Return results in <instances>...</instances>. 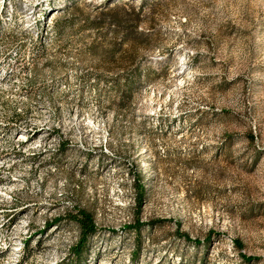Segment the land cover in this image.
Here are the masks:
<instances>
[{
  "label": "rangeland",
  "instance_id": "374dc122",
  "mask_svg": "<svg viewBox=\"0 0 264 264\" xmlns=\"http://www.w3.org/2000/svg\"><path fill=\"white\" fill-rule=\"evenodd\" d=\"M78 212L82 264H264V0H0V264Z\"/></svg>",
  "mask_w": 264,
  "mask_h": 264
},
{
  "label": "trees",
  "instance_id": "16d2710c",
  "mask_svg": "<svg viewBox=\"0 0 264 264\" xmlns=\"http://www.w3.org/2000/svg\"><path fill=\"white\" fill-rule=\"evenodd\" d=\"M58 21L59 19L56 18L55 23L57 24ZM136 190H137V206L139 208L144 199V189L140 185H138ZM71 219L72 222L75 223L76 226L78 227V241L71 248V253L68 262H70V264H82L83 258L87 253L89 241L95 236L96 229L94 227L91 217L86 213L78 212L77 215L71 217ZM137 229H138L137 227L134 228L135 232H137ZM137 244H139V242ZM28 248H29V244L27 242H24L22 246V250L26 258L29 255ZM25 261L26 259L23 256L16 261V264H24Z\"/></svg>",
  "mask_w": 264,
  "mask_h": 264
}]
</instances>
